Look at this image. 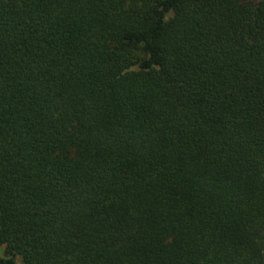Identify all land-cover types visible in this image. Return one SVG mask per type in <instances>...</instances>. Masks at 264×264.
I'll use <instances>...</instances> for the list:
<instances>
[{
	"label": "trees",
	"instance_id": "1",
	"mask_svg": "<svg viewBox=\"0 0 264 264\" xmlns=\"http://www.w3.org/2000/svg\"><path fill=\"white\" fill-rule=\"evenodd\" d=\"M0 264H264V0H0Z\"/></svg>",
	"mask_w": 264,
	"mask_h": 264
}]
</instances>
